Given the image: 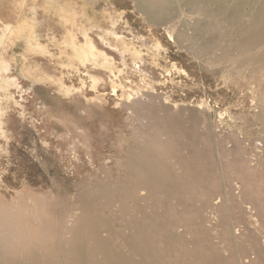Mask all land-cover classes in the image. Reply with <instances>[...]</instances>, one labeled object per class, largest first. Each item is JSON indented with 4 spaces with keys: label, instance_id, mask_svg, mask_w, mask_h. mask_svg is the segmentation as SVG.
<instances>
[{
    "label": "bare ground",
    "instance_id": "6f19581e",
    "mask_svg": "<svg viewBox=\"0 0 264 264\" xmlns=\"http://www.w3.org/2000/svg\"><path fill=\"white\" fill-rule=\"evenodd\" d=\"M86 1L59 0L55 8L50 0L43 6L64 31L60 38H50L59 48L58 65L70 70L79 61L95 95L82 92L88 88L84 77L78 85L57 78L61 90L67 97L81 95L88 104L100 102L101 114L118 128L121 139L127 129L134 139L147 135L148 140L128 145L124 160H116L114 167L123 169V180L105 175L92 188H83L80 207L66 204L56 216H32L4 201L0 264H238L248 246L256 255L253 264H264V189L255 178L258 168H264L259 156L264 153V0H105L93 15ZM129 5L149 28L162 29L173 45L203 66H218L241 94L251 95L254 120L249 123L246 117L240 126L233 124L232 145L205 146L201 131L210 127L208 100L179 104L155 87L134 91L121 68L126 60L118 64L98 46L109 44L124 58L142 57L138 48L146 47L148 39L130 30L125 20ZM11 27L7 25L10 36L0 43L4 47L7 40L13 42ZM17 28L19 35L29 32L27 54L54 58L50 45L37 40L32 24L21 22ZM150 35L161 48V38ZM1 60L0 72H10L8 59ZM24 68L36 82L53 79L38 63ZM90 69L106 78L89 76ZM13 83H18L16 77H5L0 90L6 92ZM100 85L110 93L98 90ZM2 97L0 114L5 110ZM4 97L16 100L13 93ZM110 157L102 158L107 174L113 172ZM37 207L44 211L42 205ZM242 221L248 225L238 237L236 224Z\"/></svg>",
    "mask_w": 264,
    "mask_h": 264
},
{
    "label": "rangeland",
    "instance_id": "374dc122",
    "mask_svg": "<svg viewBox=\"0 0 264 264\" xmlns=\"http://www.w3.org/2000/svg\"><path fill=\"white\" fill-rule=\"evenodd\" d=\"M98 1L99 4H96ZM104 1L87 0L86 2L90 3L89 9L91 7L90 14L93 15L94 10L100 11L105 6ZM120 8L123 9L124 6ZM125 8L128 11L125 20L129 21L130 30L148 39L146 47L138 48L142 52V57H134L130 54L124 58L109 44L101 42L97 44L113 55L118 64L126 60V67L121 68H125V77L133 81V84L129 86H132L134 91L151 90L155 87L160 94L167 93L179 104L199 105L203 100H208L212 109L207 119L212 129L209 127L201 131V135L204 134L205 146L211 147L215 143L223 144L225 147L232 145V126L236 124L240 126L244 121L243 118L246 117L249 123L254 120L251 95L248 92H245L246 95L241 94L223 77L218 66H203L204 64L194 59L186 49L173 45L162 29L149 28L139 14L132 12L131 5ZM26 9H28L26 12L30 13L28 6ZM39 17L42 19L43 14L41 13ZM50 19L51 16L47 15V20ZM51 26L54 27V31L50 29L48 31L46 21H42L38 33L41 41L50 45L53 60L28 54L29 60L26 61H30L31 65L38 63L43 71L57 81L52 79L54 82H51L52 80L36 82L34 79L29 80L23 76L25 50L17 48L12 50L11 55L18 56L16 60H23V63L13 65L12 72L3 73V76L17 77L20 82L18 80V83L11 84L6 92L0 90V95L3 97L13 93L16 99L10 101L6 99V101L5 97H2L1 107L5 110L0 114L2 120L0 121V205L6 203L12 208L14 206V210H19L15 208L20 207L22 211L32 216L45 214L49 217L58 215L62 205L76 204L80 207L78 198L82 195L83 188H92L98 182V178L101 181V177L108 175L112 180H123L124 177L120 178V174L124 176L123 169L114 167L116 160H124L123 153L128 145L138 140L144 142L148 140L147 135L144 137L141 135L138 140L134 139L136 138L134 133L127 129H123L125 139H121L118 128L107 123L106 118L101 114L100 102L88 104L81 95L67 97L64 94L58 79L63 78V82L65 81L64 83L68 85L72 82L78 85L80 79L84 77L85 70H82L83 67L78 60L75 62L76 68L70 69L71 71L58 65V62L61 63L59 48L55 47L46 36L54 33L60 38L64 31L56 23H51L48 27ZM150 32L161 38L163 43L161 48L158 49L152 43ZM94 37L97 39L96 33ZM141 45L138 43V46ZM0 51L3 53L4 50L0 48ZM5 57L7 58V55ZM63 60L68 58L64 57ZM90 75L106 78V75L97 69H90ZM84 78L88 82V88L82 92L92 97L95 95L91 88L93 83L89 77ZM1 82L2 80L0 85ZM155 82L162 85H157ZM101 85L98 90L110 93L111 90L107 86ZM109 97L110 95L107 99ZM112 101L113 97H110L113 105ZM98 111L101 115H98ZM197 142L203 145L199 138ZM84 151L90 153L88 152L87 155ZM109 156L112 157L110 159L113 162L110 166L113 172L107 174L103 167V159ZM259 156L261 162L264 159V153ZM258 169L255 178L264 189V168ZM40 205L44 211L37 207ZM36 208H39V212ZM237 224L240 230L237 236L241 237L245 234L248 224L246 221ZM253 253L254 251L248 246L247 251L241 254L238 264H253L256 256Z\"/></svg>",
    "mask_w": 264,
    "mask_h": 264
},
{
    "label": "crops",
    "instance_id": "0c3cea01",
    "mask_svg": "<svg viewBox=\"0 0 264 264\" xmlns=\"http://www.w3.org/2000/svg\"><path fill=\"white\" fill-rule=\"evenodd\" d=\"M49 1L50 0H0V41H1L0 43H2L5 39H8V37L10 36V31L7 29V25L12 26L11 28L13 29V32H14L11 35L13 42H10L7 40L5 42V44H6L5 47L0 45L2 51L3 50L6 51V52L3 51V53L0 51V53H1V55H0V67H1V62H2L1 59L3 57H5L6 55H7L6 59H8L7 61L11 65L10 66V72H12V66L13 65H16L17 63H23V60H16V58L18 59V56H15L14 54L11 55V53H13L12 50H16L17 48L24 49L25 50L24 53L26 55L27 54L26 51L29 48V45H28L29 41L27 38L29 35V32L25 31L22 35H19L18 31H17V29H18L17 27L19 26V24H21V22H25L27 24H32L34 27V35L36 36L37 40L41 44H45L41 41L40 35L38 33V32H40L38 30L40 23L42 21L43 22L46 21L48 31H49V29L50 30L54 29V27L52 28V26L50 28L48 27L51 23H54V24L56 23L58 25V23L56 21H54L52 14L45 13L43 11L44 4L46 2H49ZM51 5L55 6V8H58L59 0H52ZM27 6L29 7L30 13L26 12V10H28V9H26ZM41 13L43 14L42 19L39 17V15ZM47 15L51 16L50 20H47ZM53 35H55V34L52 33L50 35V33H49L46 37L50 41V38H52ZM2 37H4V39ZM27 56H29V55L27 54ZM27 62L29 64L26 63V60H24V64L22 66V74H23V76H25L26 78L31 80L34 78L26 75V73L24 72V69H25L24 67L26 65L27 66L31 65L30 61H27ZM40 69H41V67H40ZM10 72H8V74H10ZM43 72L45 74H47L45 71H43ZM3 73H4L3 71L0 72V80H2V81L5 77H8V76H3ZM17 79L20 82V79L19 78H17Z\"/></svg>",
    "mask_w": 264,
    "mask_h": 264
}]
</instances>
